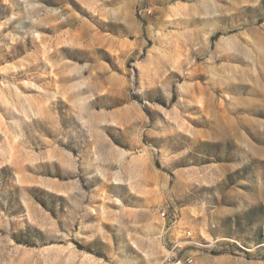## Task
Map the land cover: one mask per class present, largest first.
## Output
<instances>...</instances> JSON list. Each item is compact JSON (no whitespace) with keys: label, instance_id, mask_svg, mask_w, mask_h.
<instances>
[{"label":"rangeland","instance_id":"374dc122","mask_svg":"<svg viewBox=\"0 0 264 264\" xmlns=\"http://www.w3.org/2000/svg\"><path fill=\"white\" fill-rule=\"evenodd\" d=\"M264 264V0H0V264Z\"/></svg>","mask_w":264,"mask_h":264},{"label":"built area","instance_id":"2783aa9c","mask_svg":"<svg viewBox=\"0 0 264 264\" xmlns=\"http://www.w3.org/2000/svg\"><path fill=\"white\" fill-rule=\"evenodd\" d=\"M179 242L169 249L164 256L163 264H195V258L189 254H183L184 248Z\"/></svg>","mask_w":264,"mask_h":264}]
</instances>
